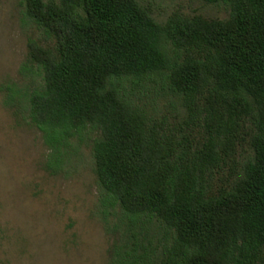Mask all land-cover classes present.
Returning a JSON list of instances; mask_svg holds the SVG:
<instances>
[{
  "label": "trees",
  "instance_id": "obj_1",
  "mask_svg": "<svg viewBox=\"0 0 264 264\" xmlns=\"http://www.w3.org/2000/svg\"><path fill=\"white\" fill-rule=\"evenodd\" d=\"M202 1L227 3L228 17L160 23L138 0H18L41 40L27 39L24 83L8 101L41 132L44 168L61 172L71 139L98 130L104 203L170 235L159 260L133 248L113 264H264V0ZM154 75L184 98L201 140L134 101ZM245 121L250 153L217 187Z\"/></svg>",
  "mask_w": 264,
  "mask_h": 264
},
{
  "label": "rangeland",
  "instance_id": "obj_2",
  "mask_svg": "<svg viewBox=\"0 0 264 264\" xmlns=\"http://www.w3.org/2000/svg\"><path fill=\"white\" fill-rule=\"evenodd\" d=\"M138 1L160 23L172 13L207 19L229 14L227 3ZM29 37L41 40L36 30L22 24L18 0H0V264H113L133 248L159 260L170 235L154 219L135 218L104 203L91 156L98 130L87 127L71 139L61 172L44 168L49 148L41 132L12 105L15 98L8 101L12 89L24 83L19 66ZM133 97L148 116H166L187 138L201 140L197 123H185L184 98L168 90L165 76H150ZM251 130L245 121L230 157L216 174L217 187L237 178L250 153Z\"/></svg>",
  "mask_w": 264,
  "mask_h": 264
}]
</instances>
